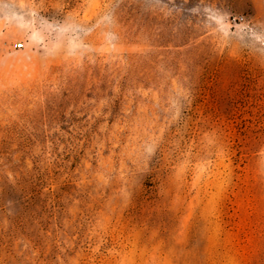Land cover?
<instances>
[{"label": "rangeland", "instance_id": "rangeland-1", "mask_svg": "<svg viewBox=\"0 0 264 264\" xmlns=\"http://www.w3.org/2000/svg\"><path fill=\"white\" fill-rule=\"evenodd\" d=\"M0 264H264V0H0Z\"/></svg>", "mask_w": 264, "mask_h": 264}, {"label": "built area", "instance_id": "built-area-1", "mask_svg": "<svg viewBox=\"0 0 264 264\" xmlns=\"http://www.w3.org/2000/svg\"><path fill=\"white\" fill-rule=\"evenodd\" d=\"M15 46L20 48V47H22V43H15Z\"/></svg>", "mask_w": 264, "mask_h": 264}]
</instances>
